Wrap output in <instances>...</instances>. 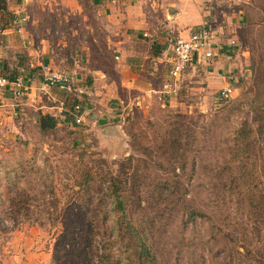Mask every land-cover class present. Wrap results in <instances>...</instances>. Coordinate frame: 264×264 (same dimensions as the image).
Masks as SVG:
<instances>
[{
  "label": "rangeland",
  "instance_id": "rangeland-1",
  "mask_svg": "<svg viewBox=\"0 0 264 264\" xmlns=\"http://www.w3.org/2000/svg\"><path fill=\"white\" fill-rule=\"evenodd\" d=\"M32 1L31 13L52 9ZM85 1L90 29L69 35L57 63L46 66L90 95L67 96L69 113L47 135L32 120L0 135V264H55L60 240L69 241L71 264H260L264 78L257 80L252 57L264 58V0H202L207 26L237 42L235 53L222 43L237 56L236 73H222L234 76L232 93L206 70L212 63H199L177 79L166 68L148 97L120 84L109 49L119 36ZM6 15L0 51L20 52L27 63L16 36L3 35ZM147 15L149 34L164 30L173 45L181 35L175 25ZM254 43L263 46L256 56ZM5 57L1 75H14ZM78 101L86 108L81 124Z\"/></svg>",
  "mask_w": 264,
  "mask_h": 264
},
{
  "label": "crops",
  "instance_id": "crops-1",
  "mask_svg": "<svg viewBox=\"0 0 264 264\" xmlns=\"http://www.w3.org/2000/svg\"><path fill=\"white\" fill-rule=\"evenodd\" d=\"M37 1L49 3L52 9H48L45 13H31L35 1L8 0V12L12 14L13 18L20 20H18L19 23L13 21V27L6 28L3 35L16 36L20 48L26 49L28 62H23L20 52L10 50L9 55L7 49L0 51V71L3 67L2 63L7 59L5 56H10L11 62L15 65L13 68H16L12 70L18 71L15 77L24 80L23 87L10 85L0 89V135L3 134V138L12 136L9 131L21 129L20 124L22 122L32 120L37 124L40 113L55 117L59 124L58 117L63 118L70 111L67 96L76 95L86 100L84 94L90 95L84 84L79 89L72 86V90H68L61 84L49 85L46 80V76L52 72H47L48 69H51L47 66L57 63L59 57L56 51L60 46L61 48L68 46V36L83 33L90 29L86 15L89 8L84 4L86 1ZM89 2L93 9V11L90 10L91 13H101L107 20L109 32L119 36L115 38L112 43L113 46L110 44L109 49L117 53L115 68L117 73L122 76L120 84L125 87V91L128 90L129 92H131L130 88L141 87L142 90H145L143 97H148L153 91L156 92L151 81L155 84L159 80V74L166 68L172 67L173 60L169 33L163 30L154 35L149 34V23L147 22L149 16L147 14L155 19H164L165 25L174 24L175 29L179 30L181 35H186L193 28L207 25L202 0H90ZM147 2H150V7L146 6L148 5ZM26 11L29 13H25ZM15 29H18L20 35ZM37 33H43L45 36L37 41L39 38L36 36ZM55 34H62L63 36L59 39L53 36ZM213 35L216 36L213 41L215 56L209 64L212 63L214 68L205 69L209 70L211 75L215 73L219 75L218 79H222L223 90L234 89L231 86V80H234V76L225 77L222 73H236L233 69L237 59V56H234L236 47L232 45V42L234 41L235 45L237 42L233 38L225 40L223 35H219L217 32H213ZM222 43L234 53H226ZM76 63H82V61L76 60ZM46 64L48 65L46 66ZM44 65L46 66L45 69L43 68ZM98 71L101 72L102 70L99 68L94 71V74ZM214 71L216 72L214 73ZM2 73L0 72V76H3ZM52 73L59 72L54 70ZM102 74L104 77L106 76V73L102 72ZM110 80H114L112 76H110ZM164 83L165 79L163 80ZM163 86L166 89L170 87V85L167 87L166 84ZM165 91L170 92L171 90ZM77 93L83 95H77ZM118 102H122V100Z\"/></svg>",
  "mask_w": 264,
  "mask_h": 264
},
{
  "label": "built area",
  "instance_id": "built-area-1",
  "mask_svg": "<svg viewBox=\"0 0 264 264\" xmlns=\"http://www.w3.org/2000/svg\"><path fill=\"white\" fill-rule=\"evenodd\" d=\"M17 19L16 23H19ZM213 31L207 25L193 28L187 32L186 35H180L170 46L173 54L172 67L170 68V75L177 79L182 76L192 65L199 63H209L214 59L215 53L213 51ZM171 44V43H170ZM235 45V42H232ZM47 83L49 85L61 84L65 89L70 90V76L53 73L47 76ZM16 85L17 87L24 86L23 78L9 79L5 76H0V89ZM231 90H223L224 95H228ZM75 112L78 115L75 117L76 123L81 124L85 118L83 106L78 102L74 106Z\"/></svg>",
  "mask_w": 264,
  "mask_h": 264
},
{
  "label": "trees",
  "instance_id": "trees-1",
  "mask_svg": "<svg viewBox=\"0 0 264 264\" xmlns=\"http://www.w3.org/2000/svg\"><path fill=\"white\" fill-rule=\"evenodd\" d=\"M0 13H7V17L6 18V23L4 24V26L1 28L2 30H5L6 28L10 27L13 24V19L12 18V14L8 12V0H0ZM262 44L264 45V37H262ZM263 46L259 47L256 45V43H254V45L251 47V53L258 55V52L260 50V48H262ZM252 59L255 60L254 62V66L253 69H255L257 71V80L262 82V79L264 78V70H263V63H264V58L262 55L259 56V59H255L254 57H252ZM253 60V61H254ZM6 69H8V67L6 66V64L3 65V74L6 73ZM18 71H12V73H14V75H10V76H5L9 79H14L16 78V74ZM80 102V101H78ZM77 102V103H78ZM85 108L83 107V110ZM75 111V109H74ZM261 114L259 115V121H261L262 123V128H263V133H264V108H262V110L260 111ZM57 124L58 121L56 120L55 117L49 116V115H43L40 113V115L38 116L37 119V127L40 129V131L44 134L47 135L50 132L56 130L57 128ZM245 141V140H244ZM249 141V140H248ZM177 144H180V141H176ZM245 167V166H244ZM13 201V200H12ZM13 204H16V200L15 202L13 201ZM64 239V238H63ZM69 241L66 240H60L56 243V250H55V264H71V261L69 259H71L70 257V249H69ZM144 253H146L147 255L151 254L150 251H148L147 249L142 250ZM154 257V255H153ZM260 264H263L264 262V257H260Z\"/></svg>",
  "mask_w": 264,
  "mask_h": 264
}]
</instances>
